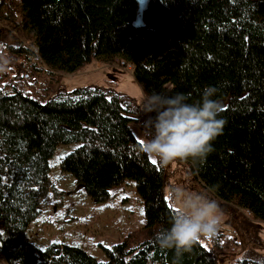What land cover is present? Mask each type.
Wrapping results in <instances>:
<instances>
[{"label":"trees","instance_id":"trees-1","mask_svg":"<svg viewBox=\"0 0 264 264\" xmlns=\"http://www.w3.org/2000/svg\"><path fill=\"white\" fill-rule=\"evenodd\" d=\"M138 8V0H0V20L24 39L5 42L12 76L0 83V247L8 264H215L213 247L231 246L218 230L188 251L161 247L157 233L176 209L162 162L141 151L131 129L147 116L141 105L111 86L61 83L62 73L92 59L130 64L145 96L184 93L198 103L214 87L222 133L206 158L183 161L216 200L264 221V0H145L141 25ZM24 61L35 81L23 79ZM72 141L79 143L60 167L88 195L103 200L128 177L142 199L143 225L106 247L105 260L66 243L40 249L25 235L51 185L48 158ZM234 264H264V254Z\"/></svg>","mask_w":264,"mask_h":264},{"label":"rangeland","instance_id":"rangeland-1","mask_svg":"<svg viewBox=\"0 0 264 264\" xmlns=\"http://www.w3.org/2000/svg\"><path fill=\"white\" fill-rule=\"evenodd\" d=\"M16 40L24 39L9 24L0 20V62H6L8 69L7 75L0 78V83L12 76L5 42ZM2 74L0 72V76ZM60 76L67 90L88 84L111 86L130 95L143 107V98L146 96L134 79L131 66L122 61L105 63L92 59L75 72L62 73ZM146 119L147 116L138 122H131V129L140 141L151 138L144 125ZM78 143L60 142L49 156L48 176L51 185L40 196L39 211L30 220L25 235L40 249L52 242L66 243L83 248L97 260H105L106 247L143 225V203L134 180L128 177L110 187L108 197L103 200H95L88 195L75 182L73 174L60 167V159ZM163 168L166 180L164 194L175 209L178 201L174 202L171 196L174 188H181L187 193L204 194L217 201L222 219L219 231L223 233V238H229L232 243L228 248L213 247L215 264H234L236 259L244 255L264 254V221H254L246 211L212 197L194 178L185 161L176 159L167 165L163 164ZM200 241L206 244L209 239L202 237ZM0 264H8L1 247Z\"/></svg>","mask_w":264,"mask_h":264},{"label":"clouds","instance_id":"clouds-1","mask_svg":"<svg viewBox=\"0 0 264 264\" xmlns=\"http://www.w3.org/2000/svg\"><path fill=\"white\" fill-rule=\"evenodd\" d=\"M7 70L6 62H0V72ZM215 93L214 87H206L198 103H189L184 93L154 92L144 97L142 111L147 115L144 125L151 138L142 141L141 151L164 165L176 159L206 158L225 123L217 118L223 109L211 98ZM171 196L178 203L170 228L157 233L161 247L188 251L202 237L211 240L217 236L222 222L217 201L181 188H174Z\"/></svg>","mask_w":264,"mask_h":264},{"label":"built area","instance_id":"built-area-1","mask_svg":"<svg viewBox=\"0 0 264 264\" xmlns=\"http://www.w3.org/2000/svg\"><path fill=\"white\" fill-rule=\"evenodd\" d=\"M21 69H22L21 70L22 77L26 81H30L31 82V81H35L37 79L36 75L31 71V64L28 61H24L22 63ZM246 212L249 213V211H246Z\"/></svg>","mask_w":264,"mask_h":264},{"label":"water","instance_id":"water-1","mask_svg":"<svg viewBox=\"0 0 264 264\" xmlns=\"http://www.w3.org/2000/svg\"><path fill=\"white\" fill-rule=\"evenodd\" d=\"M144 3H145V0H138V4H139V8L138 9H139V11H138V14L136 15V17L134 19V23L136 25H141V23H142L141 16H140V11H141Z\"/></svg>","mask_w":264,"mask_h":264},{"label":"snow or ice","instance_id":"snow-or-ice-1","mask_svg":"<svg viewBox=\"0 0 264 264\" xmlns=\"http://www.w3.org/2000/svg\"><path fill=\"white\" fill-rule=\"evenodd\" d=\"M141 143H142V141H141ZM152 162H153L154 164L156 163V161H155V160H153Z\"/></svg>","mask_w":264,"mask_h":264},{"label":"crops","instance_id":"crops-1","mask_svg":"<svg viewBox=\"0 0 264 264\" xmlns=\"http://www.w3.org/2000/svg\"><path fill=\"white\" fill-rule=\"evenodd\" d=\"M236 214V212H234Z\"/></svg>","mask_w":264,"mask_h":264}]
</instances>
